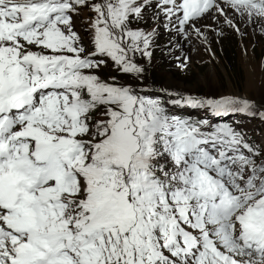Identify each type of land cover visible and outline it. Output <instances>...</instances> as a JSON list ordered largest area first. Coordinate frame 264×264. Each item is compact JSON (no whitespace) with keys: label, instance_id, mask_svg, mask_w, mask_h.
<instances>
[{"label":"snow or ice","instance_id":"snow-or-ice-1","mask_svg":"<svg viewBox=\"0 0 264 264\" xmlns=\"http://www.w3.org/2000/svg\"><path fill=\"white\" fill-rule=\"evenodd\" d=\"M249 28L264 0H0V264H264V101L150 74L161 32L184 71Z\"/></svg>","mask_w":264,"mask_h":264},{"label":"rangeland","instance_id":"rangeland-1","mask_svg":"<svg viewBox=\"0 0 264 264\" xmlns=\"http://www.w3.org/2000/svg\"><path fill=\"white\" fill-rule=\"evenodd\" d=\"M84 15L86 18L87 13ZM167 41L168 35L161 32L157 41L160 46L155 49L150 69L151 77L157 84L200 93H231L264 101V37L259 33L253 34L251 28L242 41L234 33L227 32L220 43H213L215 59L194 44L197 50L190 53L191 63L184 71L179 70L175 60L166 54L164 45ZM242 49H247L246 55ZM225 52H233L235 73L228 68ZM245 126L260 140L264 139V127L258 121L246 122Z\"/></svg>","mask_w":264,"mask_h":264},{"label":"trees","instance_id":"trees-1","mask_svg":"<svg viewBox=\"0 0 264 264\" xmlns=\"http://www.w3.org/2000/svg\"><path fill=\"white\" fill-rule=\"evenodd\" d=\"M225 60L227 61L226 63L228 65L229 70L231 69L232 73H235L236 67L233 62V52L230 54H227V52H225Z\"/></svg>","mask_w":264,"mask_h":264}]
</instances>
